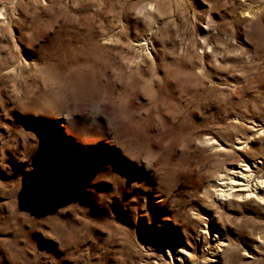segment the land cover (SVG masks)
I'll return each mask as SVG.
<instances>
[{
	"label": "rangeland",
	"instance_id": "obj_1",
	"mask_svg": "<svg viewBox=\"0 0 264 264\" xmlns=\"http://www.w3.org/2000/svg\"><path fill=\"white\" fill-rule=\"evenodd\" d=\"M242 168L264 0H0V264H264Z\"/></svg>",
	"mask_w": 264,
	"mask_h": 264
},
{
	"label": "bare ground",
	"instance_id": "obj_2",
	"mask_svg": "<svg viewBox=\"0 0 264 264\" xmlns=\"http://www.w3.org/2000/svg\"><path fill=\"white\" fill-rule=\"evenodd\" d=\"M218 185L221 187L217 189L219 197L233 196L236 190L249 191L253 186L264 192V175H257L250 168L233 169L221 178Z\"/></svg>",
	"mask_w": 264,
	"mask_h": 264
}]
</instances>
